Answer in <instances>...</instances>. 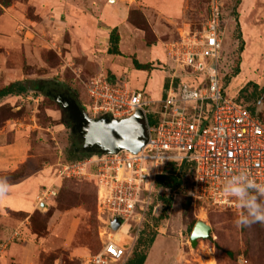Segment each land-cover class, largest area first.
Returning <instances> with one entry per match:
<instances>
[{"label":"rangeland","instance_id":"374dc122","mask_svg":"<svg viewBox=\"0 0 264 264\" xmlns=\"http://www.w3.org/2000/svg\"><path fill=\"white\" fill-rule=\"evenodd\" d=\"M222 2L218 71L223 78L239 69L227 86V95L235 96L249 81L264 87V0ZM209 7L210 0H0V89L13 82L26 87L22 95L0 99V146L13 143L19 149L18 155L11 152L10 164L0 166V185L22 179L36 184L31 213L0 212V242L7 243L0 264H87L101 247L95 184L56 178L72 145L64 112L28 84L57 81L84 106L89 104L85 84L103 74L159 100L160 80L174 64L166 47L188 32L202 31ZM113 28L121 55L108 53ZM134 59L157 72L135 69ZM258 108L264 119V97ZM184 182L172 194L165 219H156L163 207L157 197L169 191L156 189V209L145 224L158 234L144 264H264V222L238 226L243 208L236 213L191 207L186 204L188 176ZM53 183L56 195L39 207L40 190ZM251 199L264 210V199L251 194L243 201ZM197 221L211 231L193 247L189 237ZM15 232L21 239H12Z\"/></svg>","mask_w":264,"mask_h":264},{"label":"built area","instance_id":"2783aa9c","mask_svg":"<svg viewBox=\"0 0 264 264\" xmlns=\"http://www.w3.org/2000/svg\"><path fill=\"white\" fill-rule=\"evenodd\" d=\"M222 4V0H210L202 31L188 32L166 47L174 64L159 100L126 83L111 82L103 74L85 84L89 104L84 108L93 116L107 113L123 118L137 109L146 119L147 114L157 115L155 123L148 124V140L139 152L80 157L57 167L56 178L86 179L96 187L101 247L87 264L129 260L148 211L156 209L155 178L167 164L187 167L186 196L202 211L211 206L240 213L248 189L264 198V122L236 104L220 85ZM229 184L241 186L243 195L225 193ZM54 185L40 190L38 204L56 195ZM115 220L117 230L111 226ZM14 238L21 239L18 232ZM6 245L0 242V253Z\"/></svg>","mask_w":264,"mask_h":264},{"label":"water","instance_id":"95a60500","mask_svg":"<svg viewBox=\"0 0 264 264\" xmlns=\"http://www.w3.org/2000/svg\"><path fill=\"white\" fill-rule=\"evenodd\" d=\"M31 83H36L31 82ZM43 86L35 89L43 93ZM58 104L61 111L67 116L71 125L70 134L77 138L79 147L75 152L82 157H91L99 154H116L122 150L132 153L139 152L146 144L149 136L148 122L142 110L137 109L131 116L123 118L110 117L107 113L91 116L76 98L63 94L51 95L44 93ZM47 204H40L45 207ZM112 229L117 230L119 222L113 221ZM211 228L203 221H197L191 231L189 241L194 247L199 239L208 238Z\"/></svg>","mask_w":264,"mask_h":264},{"label":"trees","instance_id":"16d2710c","mask_svg":"<svg viewBox=\"0 0 264 264\" xmlns=\"http://www.w3.org/2000/svg\"><path fill=\"white\" fill-rule=\"evenodd\" d=\"M237 21V20H236ZM223 26V22H222ZM109 49L108 53L112 55H121L118 45H119V36L117 33V28H113L109 34ZM133 65L137 70H146L152 71L153 68L151 64H141L137 60H133ZM239 73V69H235L234 73L228 75L227 77H223L220 79V85L223 90L227 93V86L230 84L232 78H234ZM111 82H114L113 78H108ZM166 87V80L163 82V88ZM162 88V89H163ZM251 88V91H249ZM26 90V87L21 82H13L9 85L0 89V99L8 96L14 95L19 96L22 95ZM235 96H231L236 104H239L245 108H247L252 114H255L258 118H260L263 122L264 119L262 117L261 111L258 108L259 104L262 103L264 97V87H259L256 83L249 81L247 82L237 93ZM77 99V97H75ZM78 100V99H77ZM79 102V100H78ZM81 104V103H80ZM82 105V104H81ZM63 114V123L69 127L71 125L70 121L66 119L65 113ZM157 115L155 114H147L148 124L152 125L156 121ZM71 148L69 149L70 156L66 159V161H71L78 159L81 154L75 152L74 148L79 147V143L75 136L71 135ZM187 167L176 168L173 164H167L163 171L158 174L155 178V192L156 189H167L169 191V195H161L159 194L157 199L160 200L163 204L162 211L160 215L156 218L165 219L167 217V213L170 211L173 203V193L177 192L181 187L184 186V177L187 175ZM258 195L254 189H248L245 193V197L249 195ZM155 195V194H154ZM260 196V195H258ZM264 199L262 196H260ZM186 204L193 207V203L191 199L186 198ZM156 203V197L154 196V204ZM257 203V202H256ZM258 204V203H257ZM152 214V208L147 213V218H149ZM158 234L156 227H149L147 224H143V228L140 230L138 238L133 246L131 257L127 261L126 264H144L147 258V250L152 246L155 238ZM228 256H231L232 253L227 251Z\"/></svg>","mask_w":264,"mask_h":264},{"label":"crops","instance_id":"0c3cea01","mask_svg":"<svg viewBox=\"0 0 264 264\" xmlns=\"http://www.w3.org/2000/svg\"><path fill=\"white\" fill-rule=\"evenodd\" d=\"M154 72L157 71L152 70L151 73L153 74ZM163 82L164 81L161 78L160 86H162V88ZM11 152H13V154L14 152H16V154L19 152L17 144L11 143L0 146V166H6L7 164H10V162H12L10 156L12 155ZM35 186L36 184L35 182H33V180L30 181L26 179L18 180V182H14L11 184L0 185V188L7 187V191L0 194V212L6 209H10L13 211L24 212L26 214L31 213L34 209L33 204L35 202V200L34 202L31 201V197H33L34 195L36 197V192L33 191Z\"/></svg>","mask_w":264,"mask_h":264},{"label":"clouds","instance_id":"9594fccd","mask_svg":"<svg viewBox=\"0 0 264 264\" xmlns=\"http://www.w3.org/2000/svg\"><path fill=\"white\" fill-rule=\"evenodd\" d=\"M6 191L7 187L0 188V194ZM224 192L240 197L243 195L244 189L237 184H229L224 188ZM241 207L246 209V211H242L238 216L236 221L238 226L248 225L253 222H264V210H261L262 206L257 204L254 199L248 200L246 202L242 201Z\"/></svg>","mask_w":264,"mask_h":264},{"label":"flooded vegetation","instance_id":"af4514ba","mask_svg":"<svg viewBox=\"0 0 264 264\" xmlns=\"http://www.w3.org/2000/svg\"><path fill=\"white\" fill-rule=\"evenodd\" d=\"M41 85L43 86V93L49 91L51 95L63 94L75 98V95L70 89L54 80L30 83L28 84V87H31L33 89H40ZM49 98H51V96Z\"/></svg>","mask_w":264,"mask_h":264},{"label":"bare ground","instance_id":"6f19581e","mask_svg":"<svg viewBox=\"0 0 264 264\" xmlns=\"http://www.w3.org/2000/svg\"><path fill=\"white\" fill-rule=\"evenodd\" d=\"M44 206H45V205H44ZM204 217H205V216H201L202 219H204ZM123 238H124V237L121 236V235L118 236V239H119L120 241L123 240ZM202 264H215V262H214V261H213V262H203Z\"/></svg>","mask_w":264,"mask_h":264}]
</instances>
